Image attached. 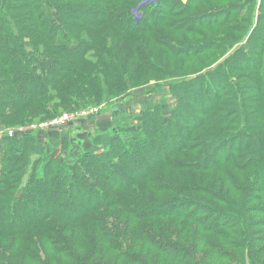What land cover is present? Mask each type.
Returning <instances> with one entry per match:
<instances>
[{"label":"trees","instance_id":"1","mask_svg":"<svg viewBox=\"0 0 264 264\" xmlns=\"http://www.w3.org/2000/svg\"><path fill=\"white\" fill-rule=\"evenodd\" d=\"M17 1H21L20 8L27 11L23 15L25 18L21 15L13 17L9 14V11L15 8L13 3ZM73 1H79L82 5L66 6L61 4L62 0H0V122L20 112H23L20 114L21 118L25 115L29 116L24 119H32L34 116L40 117V120L54 118L56 106L64 109L65 104L79 105V100H85L86 104L81 105L87 107L100 105L101 100H106V96L110 94L113 85L119 89L127 80L124 69L118 62L104 58L105 54L100 48V37L106 35L101 34L99 37V31L102 33L101 28L106 26L128 36L151 34L154 38V33L160 29L159 27L167 25L169 29H173V23L167 21L172 15L171 11L178 10L176 13L187 14L192 10V6L200 2V0H187L185 3L182 0H141L128 10L123 8L113 15L112 12L105 11L104 14H100L95 10L96 4L107 5L110 0ZM253 3L254 0H241V4L229 7L236 10L233 11L234 14L239 15L241 17L239 21H242L250 4ZM231 12L226 14L224 19L218 18L219 13H223L221 10L198 13L197 16H193L194 18L189 16L186 20L191 22L187 28L193 25L192 20L197 22L198 25H194L200 28L223 26L227 24L226 17L230 16ZM258 18L259 16L252 31L240 37L241 41L248 34L246 37L248 48L237 49L235 53L227 54L225 60L219 61L223 57L219 58L220 63L215 69L214 66L200 75L170 84V93L177 104L170 111L169 119L164 117L158 105H154L141 115V126L137 131L127 133L121 129L119 132L112 130L110 134L96 135L92 140L93 147L82 150L71 165L66 159L61 161L59 157L47 156L44 144H37L35 133L3 138L0 141V160L7 162L9 166L0 168V230H4L1 231L0 242L6 235L5 231L20 234L18 238L21 241H14L12 247L15 248L19 242L21 245L18 250H23V255L27 257L26 250L29 249L22 248L28 244L36 251L37 241L27 235L29 233H24L44 221L54 219L68 223L94 222L100 238L105 241L104 245L110 251L117 253L122 260L125 258L127 261L132 258V253L123 249L122 240L116 237L121 229L109 227L105 223L101 225L100 219L89 216L95 209L99 211L113 206H117L121 212H125L135 220H179L186 222L188 226L202 228L205 235L220 237V232L217 230L228 226L226 223L219 224L222 223L221 218L224 214L211 210L209 202L204 203L201 197L181 196L179 194L181 190L177 186L165 184L170 187L171 192L173 191L171 198L157 202L149 196L148 200H142L138 188L136 191L134 187L139 181H147L156 165L161 168L178 166L169 160L170 156L186 144L181 143V140L197 123L201 122L198 128L212 127L213 117L209 116V111H206L210 107L208 102H211L209 100L211 97L219 96L221 103L228 101L227 103L231 104L234 110H239L242 96L236 80H233L232 72L251 70L252 77L256 78L252 80V85L255 91L259 92L256 95L260 99L264 97L262 59L264 29L258 30ZM180 30L182 29L177 31ZM232 30L236 32L242 29L234 26L233 29L227 28L226 31L229 33ZM108 35V38L111 37V34ZM155 41L160 48L177 57L190 51L205 53L219 49L225 50L226 54L233 49L231 46L229 50L224 49L225 44L216 39L199 42L197 49L196 44L186 48L187 46L182 43L168 42L165 36L155 38ZM116 46L118 51H122L125 47L123 42L118 41ZM132 58L135 62L138 61V65L145 66V70L150 73L162 74L164 71L154 65L149 60V54L140 47ZM129 61V59L123 61L127 67L134 63ZM213 69L214 71H211ZM98 101L101 103H97ZM183 118L185 120L182 122ZM237 118L241 126L238 129L240 132L228 137L227 141L218 142L222 148H218V144L215 148H211L210 143L204 140L206 146L194 168H200V164L204 163L207 164V169H216L225 162L221 151L227 157L232 152L240 155L244 150L247 155H251L253 151L256 156L255 150L256 152L259 150L264 155L262 144L264 124L261 126L259 136H254L248 125V117L240 114ZM187 121L191 126L186 125ZM241 140L245 141L244 144ZM200 142L203 143V140ZM174 143L180 146L176 148L173 146ZM30 156L35 157V161L29 159ZM19 162L29 165L33 163L34 167L27 172L26 165L18 166ZM211 166L213 167L210 168ZM13 173L19 174L20 179L21 176L26 177L24 186L20 189L12 186ZM262 178L264 180V175ZM20 179H16L15 184L21 183ZM195 188L196 193H203L204 189L208 190L210 196L212 195L209 190L211 188L200 184ZM18 191L20 195L17 194ZM124 196L129 202L123 200ZM191 199H194L193 204L203 203L201 210L212 211L211 217L214 218L210 224H206L200 218L190 217L186 205ZM70 206L71 209L68 208ZM141 236L138 239L150 244L167 262L190 264L193 260L188 256L193 254L183 246L177 245L173 239L156 235L147 228L142 230ZM45 238L52 246L53 253L65 254L66 256L63 257L65 260H70L68 256L72 253V260L74 259L75 253L70 247L72 244L69 246L64 240ZM86 239L100 245L99 239L91 236ZM195 263L199 264L197 261ZM75 264L84 263L75 262ZM90 264H105V262L97 261Z\"/></svg>","mask_w":264,"mask_h":264},{"label":"rangeland","instance_id":"2","mask_svg":"<svg viewBox=\"0 0 264 264\" xmlns=\"http://www.w3.org/2000/svg\"><path fill=\"white\" fill-rule=\"evenodd\" d=\"M62 1L61 4L66 6L75 7L82 5L79 1ZM138 1L141 0H110L107 5L96 4L95 10L99 11L100 14L108 11L115 15V12L117 13L123 8L128 10ZM186 1L182 0L184 3ZM254 2L250 4L242 21H239L241 18L239 15L234 14L236 10L229 7L230 5L241 4V0H200L199 3L192 6V10L187 14L186 12L176 13L178 10L173 12L170 10L172 15L168 17L170 19L167 18V21L168 23H173V29H169L167 25L159 27L160 29L158 28L157 32L154 31V38L151 34L128 36L118 30H112L106 26L102 27V33L99 31V37L101 34L106 35V37H100V48L105 54L104 58L118 62L121 68L124 69V74L127 77L125 84H122L119 89H116L115 85H113L111 92H109L110 94L106 96V100H101V104L99 103L100 100L97 102L100 105L96 104V106L87 107L86 105H81L86 104L85 100H79L78 102L77 98H75L79 105L70 106L65 104L67 109L56 106L54 118L65 114L76 115V118H73L74 120L72 119L71 124L67 127L53 128L47 133H35L37 144H44L47 156L51 158L59 157L61 161L66 159L67 163L71 165V162L79 157L82 150L93 147L92 140L96 135L110 134L112 130L119 132L121 129L127 133L137 131L141 126V115L154 105H158L164 117L169 119L171 117L170 111L177 104L176 99L170 93V84L179 83L182 80L200 75L214 66L215 69L217 64L220 63L219 61L227 58V54H233L237 49L248 48L246 44L248 34L245 39L241 40L242 42L240 37L244 33L246 35V32L252 31L258 16V30L262 31L264 29V0H254ZM13 5L15 8L9 11V14H12L13 17L21 15L22 18H25L23 15L27 11L20 8L22 7L21 1H17ZM218 10L223 12L218 15V18L222 19L232 11L230 16H228L230 17L229 20L226 17L227 24L218 27L200 28V26H195L194 24L198 25V23L192 20L193 25L187 28L191 22V20H186L189 16L194 18L193 16H197L198 13L205 14L209 11ZM224 10H226L225 13ZM234 26H238L245 32L232 30L228 33L226 31L227 28L231 30ZM178 29L182 30L177 31ZM106 33L111 34V37L108 38L109 35ZM160 36L167 37L168 42L182 43L187 46L186 48L191 44H196L197 49L199 42L216 39L225 44L224 49L231 47L233 49L226 54L224 53L225 50L219 49L205 53L198 51L191 53L190 51L188 54H180L181 57H177L160 48V45L155 41V38ZM116 41L119 43L123 42L125 47L122 51H118ZM138 47L149 54V60L154 65L164 70L162 74L150 73L145 70V66L138 65L137 60L136 62L134 61L135 59L132 57L136 55ZM262 52H264L263 49ZM260 56L257 58L259 59ZM219 58L221 59L218 61ZM93 59L95 58L93 57ZM125 59H129V62L134 61V63H130L132 65L127 67L123 62ZM262 59L264 61V58ZM138 66H140L139 69H136ZM214 69L211 71H214ZM252 75L253 72L251 70L232 72L233 80H236L237 88L240 89L239 93L242 96L239 110H234L231 104L227 103L228 101L221 103L219 96L211 97L209 99L211 102H208L210 107L206 111H209V116L213 117L212 127L198 128L201 122L197 123L194 129L188 132V135H185L183 140H181V143L186 144L178 148L179 151H175L170 156L169 160L178 166L161 168L156 165L149 175V179L147 181H139L134 187L135 190L138 188L142 200H148L149 196L153 197L157 202L171 198L173 191L171 192L169 190L170 187L165 184L173 187L177 186L181 190L179 193L181 196L201 197V201L204 203L209 202L211 210H217V212L220 211L224 214L221 218L222 223L219 224L226 223L228 226L217 230V232H220V237L212 236V234L205 235L202 228L201 230L199 227L188 226L184 221L171 219L135 220L122 211L123 214L117 206H113L99 211H96V209L95 211L92 210L93 212H90L89 216L100 219L102 221L101 225L105 223L109 227L121 229L116 237L122 240V248L128 253H132L130 260L125 261V258L122 260L117 253L110 251L104 245L105 241L102 237L100 238L94 227V222L79 221L77 223H68L49 219L24 233H29L27 235L37 241L36 251L28 244L22 248L24 250L26 248L29 249V251L26 250L28 256L35 252L30 257H25L23 250H18L21 245L19 242H17L15 248L12 247L14 241L19 240L20 234L5 231L6 235L0 242V264H41V262H44L43 264H75V262L90 264L97 261H103L105 264H180L167 262L155 252V249L150 244L138 239L142 237V230L146 228L156 235L173 239L177 245H181L190 251L193 254L188 255L193 258L190 264H196L195 261L199 262V264H264V180L262 178L264 175V155L259 150L256 152L254 149L256 156L253 151L251 155H247L244 150V153L242 152L240 155L232 152L227 157L221 151L222 159L224 158L225 162H222L220 166L216 165V169L212 168L213 166L210 167L212 169H207V164L204 163L200 164V168H194L206 146L205 141L210 143L211 148H215L217 144L218 148H222L221 142L227 141L228 137L240 132L238 129L241 126L238 122L239 118H237L240 114H245L248 117L250 131H253L254 136H259L261 126L264 124V97L260 99L256 95L258 90L255 91L252 85V80L256 78L252 77ZM108 82L113 83L109 80ZM20 114H23V112L0 122V141L8 137L6 132L10 129L17 130L18 128L36 125L43 121L53 120V118L40 120V117L36 116L32 117V119H24V117L29 118V116L24 114L25 116L21 118ZM184 120L183 118L182 122ZM187 122L186 125L191 126L189 121ZM200 140H203V143ZM241 142L245 141L241 140ZM262 144L264 146V140ZM173 146L177 148L180 145L178 146L174 143ZM225 152L227 153V151ZM29 159L35 161V157L30 156ZM32 164L19 162L18 166L23 167L26 165L25 170L28 172L34 167ZM7 166H9L7 162L0 160V168ZM18 175L15 173L11 175L14 177L12 186L16 189L23 187V182L26 179V177L22 176L20 179ZM16 179H20L21 183L15 184ZM199 184L211 188L209 190L212 195L210 196L209 192H207L208 190L204 189L202 190L203 193H196L195 186ZM17 194L20 195V191ZM123 200L129 202V199L125 196ZM193 200L187 201L188 204L186 205L187 211L190 212V217L193 219L200 218L206 224H210L214 218L211 217L212 211L201 210L203 203L193 204ZM68 208L71 209V206ZM1 231L4 230H0V234H2ZM89 236L99 239L100 245L87 240L86 238ZM45 237L57 238L56 240L59 241L64 240L69 246L72 244L70 247L75 253L74 259L72 260L71 251L68 256L70 260L63 258L66 256L65 254L57 255L53 253L51 251L52 246ZM17 250L18 252L15 255L14 253Z\"/></svg>","mask_w":264,"mask_h":264},{"label":"built area","instance_id":"3","mask_svg":"<svg viewBox=\"0 0 264 264\" xmlns=\"http://www.w3.org/2000/svg\"><path fill=\"white\" fill-rule=\"evenodd\" d=\"M73 118H76V115H69V114H65L59 117H55L53 118L52 121H45V122H41L38 123L36 125H31V126H27V127H22V128H18L17 130H8L6 133V135L8 137H14V136H21L23 134L26 133H47L50 130H52L53 128H64L67 127L68 125L71 124V120ZM74 120V119H73Z\"/></svg>","mask_w":264,"mask_h":264}]
</instances>
